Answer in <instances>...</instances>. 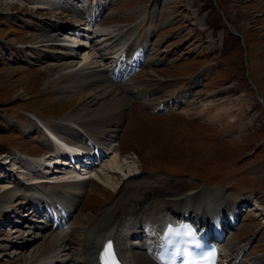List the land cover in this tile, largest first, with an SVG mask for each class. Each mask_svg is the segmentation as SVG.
Listing matches in <instances>:
<instances>
[{
  "label": "rangeland",
  "instance_id": "1",
  "mask_svg": "<svg viewBox=\"0 0 264 264\" xmlns=\"http://www.w3.org/2000/svg\"><path fill=\"white\" fill-rule=\"evenodd\" d=\"M13 1L7 7L0 0V157L8 153L12 159L0 170V178L5 176L0 180V194L2 185L8 184L9 189L25 193V185L39 183L42 172L46 177L40 184L52 195L61 186L49 181L80 178L60 165L50 169L43 165L44 169L37 161L29 164L20 153L44 151L49 145L43 131L47 125L62 136L57 124L67 127L70 123L61 117L80 108L79 94L92 92L88 88L77 93L68 88V81L53 80L60 75H52L47 68L60 61L46 60L51 53L60 57L63 51L46 46L33 49L38 46L34 42L40 28L54 22L65 30L74 21L95 17L83 21L92 31L88 39L74 37L73 69L108 68L123 43H130L133 50L143 48L141 59L148 65L133 68L121 82L116 80L130 102L118 138L107 142L111 148L120 146V163H109L113 154L98 158L90 172L94 188L82 202L84 212H98L135 178L173 186L174 197L205 188L217 199L239 201L242 208L240 221L223 243L225 248L246 243L244 256L253 261L261 257L251 263L264 264V0H79L86 5L66 3L57 9L55 0ZM108 33L115 35L112 48L108 47L111 42L104 41ZM84 53L89 54L86 60H82ZM195 74H200V85L176 106L177 99L188 92L182 88L191 85ZM171 101L176 103L170 108ZM7 169L11 173L5 174ZM97 174L108 176L110 185L102 184ZM25 201L23 197L17 203ZM168 210L176 208L170 204ZM8 215L12 222L19 219ZM147 215L148 210L140 214L143 219ZM11 229L23 232L11 222H2L0 241ZM40 241L6 251L0 255V264H19L15 253L24 251L29 256Z\"/></svg>",
  "mask_w": 264,
  "mask_h": 264
},
{
  "label": "bare ground",
  "instance_id": "2",
  "mask_svg": "<svg viewBox=\"0 0 264 264\" xmlns=\"http://www.w3.org/2000/svg\"><path fill=\"white\" fill-rule=\"evenodd\" d=\"M2 1L7 7L14 4L13 0ZM55 1L61 4L76 5L79 0ZM78 4L85 5L81 2ZM58 7V5H54L55 9ZM83 11L85 10L81 8L79 12L82 13ZM81 19V22L77 23V26L83 25L80 30L75 26L76 24L68 26V30L66 28L64 30L63 26H59L54 22L45 24L40 28L41 33L34 42L38 46H32V48L39 49L46 46L61 49L63 54L60 57L51 53L46 60V62L48 60L60 61L57 64H52V66L49 65L47 68L54 76L59 73L60 76L53 80L59 83L62 80L68 81V88L77 93L81 89H92V92L90 91L82 96L79 94L76 97L78 99L77 104L81 105L80 108L61 117L62 120L70 123L67 127L63 123L57 124L58 128L63 130V135L71 137L69 141L73 143L79 141L80 137H90L96 143L98 152L101 149L105 154L103 157L113 154L109 160L110 164H119L120 146L111 148L110 143L107 144V142L115 141L118 138L119 128L124 118V110L130 102L123 95L124 89L123 91L119 90L117 81L121 82L122 79L126 78V75H123L126 70H132L137 65L146 66L148 64L141 60L143 48L133 50L134 48L130 43H123L118 48L121 53L119 52L108 68H88L82 65L83 67L79 69H73L72 60L75 59L73 52L76 49L74 45L77 43L74 37H80L84 33L83 36L88 39L92 31H89V24L83 21L91 22L95 20V17L91 19L90 16L86 20ZM76 28L78 31H76ZM66 30L73 31L71 35H67V41L61 38L58 39L61 35L59 33H66ZM114 38L115 35L112 33L106 35L104 41L106 43L111 42L108 47H113L112 44L116 42ZM90 40L91 44L92 39ZM112 53L109 52V54ZM88 57L89 54L84 53L82 60H86ZM99 58L102 61L106 59L103 56H99ZM152 64L154 63H150V65ZM199 77V74L191 76V85L184 89L188 92L181 95L179 100L177 99V105L183 103L187 96H191V89L196 87ZM110 79L113 82L109 81ZM130 84L132 83H128V85ZM159 107L162 106L156 108ZM49 134L55 138L54 151L56 154L50 153L46 157L41 155L29 157L24 153H20L23 158L27 159L26 161L29 164L30 160H33L37 161L44 169H50L55 164L61 167L69 162L66 158L61 159L62 157L68 156L71 161L79 158L80 151L76 147L67 145L51 132ZM87 145L90 147V144ZM46 158L56 159L53 162H43ZM11 160L10 158L9 163ZM60 160H64L63 164ZM43 163L48 167L45 168ZM4 167L5 165L1 166L0 170L3 171ZM77 167L80 169L79 165ZM69 170L70 173L75 172L79 176H84L83 174L86 172L83 169L80 172L72 168ZM15 171L19 172L20 170L15 169ZM8 172L11 173L8 169L5 170V174ZM44 174L45 172L39 174L40 178L42 177L39 183L26 184L25 193L19 192L18 189H9V184L2 185L0 223L3 222L4 225H7L11 222L19 226L23 232L11 229L5 241H0L2 242L0 243V255L4 256L6 251L18 247V245H24V248L31 246L32 242L41 238L37 245H33L29 256H25L24 251L15 253L17 254L15 260L19 261V264H106V256L113 258L118 264H161L159 261V244L163 243V232L173 222L174 216L183 215V217H186L191 216L192 213L193 218H205L204 229L209 230L211 227L214 230L215 227V234L221 235L218 244L222 247L223 253L219 264L234 262L243 264L240 261L241 259L245 261L244 264H252L262 259L257 257L253 261L244 256L247 248L246 243H243V246L241 245L239 248L231 246L230 250H227L223 245L228 239L226 236L230 234L233 228L231 227L232 224L240 221L242 208H239V201L235 199H217L216 194L214 195L213 192L205 188L187 190L174 197L173 194L176 188L173 186L165 185V183L155 185L153 181L141 177L125 183L124 189L117 192L113 200L98 212L93 213L90 210L89 213H85L82 202L84 195L89 194L94 188L92 179L79 181L77 175H75L76 179L74 177L70 178H74L76 181H49V185L61 186L54 193L52 192L55 194L52 195L50 192H46L44 186L40 184L45 182L42 181L46 177V174ZM66 174L69 173L66 172ZM11 176L8 177L10 178L9 183H12ZM97 178L102 184L110 185L108 176L97 174ZM88 185L90 187L87 189ZM163 195L166 197H162ZM23 197L26 198V201L22 205L17 203V200H21ZM170 204L175 206V211L168 210ZM41 207H43V210L40 211ZM12 208L13 210H11ZM16 209L18 211L14 214V217L19 219L12 222L8 213L12 215ZM146 210H148V215L143 219L140 214ZM20 213L26 214L27 218L24 217V214L19 215ZM30 215H34V218H28ZM208 222L211 224L208 225ZM46 231L50 233L44 234ZM25 234L26 236H23ZM138 249L145 251V254L136 252Z\"/></svg>",
  "mask_w": 264,
  "mask_h": 264
}]
</instances>
